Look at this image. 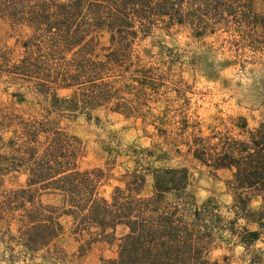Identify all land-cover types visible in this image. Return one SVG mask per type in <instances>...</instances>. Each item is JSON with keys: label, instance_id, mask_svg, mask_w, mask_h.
I'll return each instance as SVG.
<instances>
[{"label": "trees", "instance_id": "1", "mask_svg": "<svg viewBox=\"0 0 264 264\" xmlns=\"http://www.w3.org/2000/svg\"><path fill=\"white\" fill-rule=\"evenodd\" d=\"M0 21L26 31L18 58L0 49V79L26 84L38 108L15 107L27 93L17 90L0 109V177L26 175L24 188L0 189V261L81 264L104 241L115 257L102 264H220L212 253L223 246L243 249L239 264H264V249H253L264 234V118L253 128L238 118L236 138L215 125L203 135L200 124L183 126L165 109L153 125L160 143L113 149L104 168L84 170L71 132L79 115L98 109L144 118L151 105L168 103L167 83H174L141 48L157 30L188 26L202 37L231 27L264 56V13L255 0H0ZM181 147L214 174L230 172L231 219L211 198L196 202L188 168L160 165ZM120 155L132 167L115 177ZM112 180L106 197L102 188ZM66 225L78 243L70 255L57 245ZM120 225L126 233L116 237Z\"/></svg>", "mask_w": 264, "mask_h": 264}, {"label": "rangeland", "instance_id": "2", "mask_svg": "<svg viewBox=\"0 0 264 264\" xmlns=\"http://www.w3.org/2000/svg\"><path fill=\"white\" fill-rule=\"evenodd\" d=\"M255 7L257 11L264 13V0H255ZM25 34V30L0 21V49L9 50L13 59L18 58L22 52L20 43ZM102 44H107V37L102 39ZM141 48L147 51L150 61L163 66V70L170 76L169 81L176 84L174 86L167 83L169 101L166 104L151 105L153 109L144 118H126L106 109L93 111L89 117L79 115L71 126V132L79 138L83 147L79 161L81 169L104 168L107 162L112 161L109 151L113 149L124 151L131 144L149 147L160 143L161 139L153 125L157 124V117H161L165 109L170 111L169 117L177 114L178 120H185L183 126L200 124L203 135L209 134L208 126L215 125L217 131L224 132L228 129L231 136L240 138L242 136L237 125L241 122L238 118L245 117L249 128L256 127L263 121L264 56L243 45V31L220 27L212 34L197 37L188 26H173L155 31L152 36L143 40ZM25 87L26 84H11L7 79L1 78L0 109L7 105L9 94L18 90L27 92L26 99L22 103H16L15 107L25 112H36L37 102ZM68 93L61 91L60 95ZM171 121L173 122L172 119ZM160 165L188 168L196 202L202 204L211 198L222 218L228 220L234 216L227 209L231 204V196L225 184L230 178L228 170H219L214 174L194 161L183 147L181 153H171L169 160ZM127 167H132L131 159L124 155L117 156L110 173L115 177L119 176ZM147 183L151 184L149 177ZM0 184V189L3 190L24 188L26 175L16 171L5 173L0 177ZM115 185L114 180L105 183L102 194L108 197ZM251 205L257 208L259 201L254 200ZM239 223L242 224L243 221L239 220ZM65 229V234L57 245L70 255L76 252L78 243L70 235L68 225ZM125 233L126 229L121 225L115 230L116 237ZM253 249H264V234ZM242 253L243 249L239 246H223L213 251L212 259L224 264L221 259L227 257V264H239ZM114 257V248L100 241L85 253L81 264H102V260ZM35 262L40 263L39 260ZM0 264L8 263L0 261ZM11 264L31 263L27 260Z\"/></svg>", "mask_w": 264, "mask_h": 264}]
</instances>
